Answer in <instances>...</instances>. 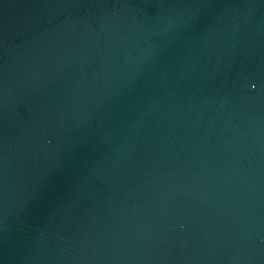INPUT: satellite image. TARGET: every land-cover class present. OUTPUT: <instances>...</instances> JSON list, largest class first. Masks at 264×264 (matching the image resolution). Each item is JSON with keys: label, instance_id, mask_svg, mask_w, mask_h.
Returning a JSON list of instances; mask_svg holds the SVG:
<instances>
[{"label": "water", "instance_id": "water-1", "mask_svg": "<svg viewBox=\"0 0 264 264\" xmlns=\"http://www.w3.org/2000/svg\"><path fill=\"white\" fill-rule=\"evenodd\" d=\"M0 264H264V0H0Z\"/></svg>", "mask_w": 264, "mask_h": 264}]
</instances>
